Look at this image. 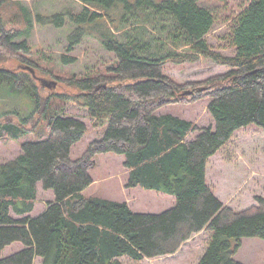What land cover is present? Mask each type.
Returning a JSON list of instances; mask_svg holds the SVG:
<instances>
[{
	"label": "trees",
	"instance_id": "1",
	"mask_svg": "<svg viewBox=\"0 0 264 264\" xmlns=\"http://www.w3.org/2000/svg\"><path fill=\"white\" fill-rule=\"evenodd\" d=\"M73 1L80 13L67 9L37 21L61 26L68 17L80 24L74 35L96 34L116 62L94 77H54L56 86L66 88L60 94L33 85L39 68L29 57L30 46L26 40L15 42L23 32L6 27L0 12V88L26 92L34 101L25 118L11 111L0 116V141L36 132L38 117L47 114L54 97L69 101L85 110L94 126L104 127L100 151L124 157L125 188L172 196L174 205L159 214L139 213L126 202L83 196L92 184L84 162L99 150L92 143L71 159L73 146L88 132L86 124L45 114L40 131L45 138L21 143L13 160L0 163V264H34L37 258L40 264H123L121 258L140 264L174 255L201 232L208 241L196 264H242L233 259L241 240H264V197H255L248 209L234 210L215 196L206 171L209 159L235 132L251 125L264 131V0H248L227 21L223 38L232 56L207 42L216 21L199 0ZM62 60L74 59L63 55ZM200 60L229 70L185 83L165 74L167 64ZM41 89L47 90L45 96ZM187 91L194 95L182 96ZM203 97L211 99L212 127L156 115L164 105H188ZM39 187L51 191L53 200L33 218L29 214ZM13 243L21 248L4 255Z\"/></svg>",
	"mask_w": 264,
	"mask_h": 264
},
{
	"label": "rangeland",
	"instance_id": "2",
	"mask_svg": "<svg viewBox=\"0 0 264 264\" xmlns=\"http://www.w3.org/2000/svg\"><path fill=\"white\" fill-rule=\"evenodd\" d=\"M247 2L248 0H227L225 2L199 0V5L207 8L216 21L212 31L206 36L207 42L215 51L227 56L233 55L234 51L226 48L227 43L223 38L228 32L227 21L238 12L240 6H244ZM67 9L75 14L82 11L73 0H4L1 6L0 12L4 25L23 32V36L15 42L26 40L31 49L29 57L38 65L39 69L36 71L37 76L33 85H42L40 80L54 82V77L61 79L72 75L94 77L103 74L116 62L114 54L101 46L96 34H85L81 37L78 34L74 35L73 33L80 27V24L68 17L61 26L43 25L37 21L38 16L52 17ZM109 12L112 13L113 10ZM84 26L85 23L82 24V27ZM63 55L74 60L64 62ZM228 70V67L203 60L194 65H165V74L179 83L202 81ZM48 89L60 94L66 88L60 83L55 88ZM39 92L41 96H45L47 90L41 89ZM210 100L209 97H203L188 105L167 104L162 106L156 115L177 117L201 128L212 127L213 120L207 111ZM33 109L34 101L26 92L17 94L12 93L8 87L0 88V116L4 112L11 111L25 118L32 114ZM45 114L42 113L38 117L41 125L37 127L36 132H29L18 140L0 141V163L14 159L20 152L21 143L37 142L45 138L40 137V131L43 130L46 122L42 117ZM61 114L83 120L88 130L83 139L73 146L71 159L79 158L81 152L92 143L97 151L99 150L93 160L89 161L90 163L84 162L92 184L83 191V196L123 202L129 193L130 198L137 196L135 193H147L139 202V205L143 206L140 212L159 214L165 210L162 207L164 202L158 197H162L168 203L166 199L169 196L141 188H137L136 192L125 188L128 176L127 169L123 165L124 157L100 151L103 144L98 140L102 137L104 127L94 126L93 120L86 115L85 110L69 101L54 97L46 116L50 118ZM30 126L27 125V128ZM208 182L215 196L234 210L248 209L256 204L255 197H264V131L251 125L235 132L226 146L209 159ZM52 198L51 191H43L39 187L34 213L39 208L42 209ZM207 238L208 234L201 232L183 244L175 256L144 259L140 264H196L205 251ZM20 248L19 243H13L5 248L3 254L9 255ZM233 259L242 264H264V240L243 238L241 247ZM120 261L123 264H137L125 258H121ZM40 263L39 258L35 259L34 264Z\"/></svg>",
	"mask_w": 264,
	"mask_h": 264
},
{
	"label": "crops",
	"instance_id": "3",
	"mask_svg": "<svg viewBox=\"0 0 264 264\" xmlns=\"http://www.w3.org/2000/svg\"><path fill=\"white\" fill-rule=\"evenodd\" d=\"M98 141H100L101 142V139H99ZM92 143V142H91ZM83 151V150H82ZM82 153V152H81ZM213 158V157H212ZM13 160V159H12ZM8 161H10V160H8ZM90 163V162H89ZM206 180H207V183H209L208 182V163H207V171H206ZM137 188H139V187H136V188H129V189H131L133 192L135 191L136 192V190H138ZM130 194V193H129ZM129 194H127V196H126V200H124L123 202H126L127 204H128V206L134 211L135 209H137V211H135V212H139V213H144V212H140V211H142V209H143V206H140L139 205V202H140V200H141V198H142V196H144V195H146L147 193H135V194H137V196H135V197H133V198H130L129 197ZM159 196V195H158ZM162 196V195H161ZM167 196H169V195H167ZM159 198V200H162L163 202H164V205L162 206V207H164V209L166 210V209H169L170 207H172L173 205H174V198L172 197V196H169L168 197V199H166L167 200V202L168 203H166L163 199H162V197H158ZM52 200H53V198H52ZM52 200H50V201H52ZM132 201H134V202H132ZM36 202V201H35ZM36 205V204H35ZM35 205H34V208H33V211L29 214V216L30 217H37L38 215H40L45 209H46V205L41 209V208H39L38 210H37V212L36 213H34V211H35ZM133 207H135V208H133ZM159 209V208H158ZM11 215H12V217H14V218H17V216L15 215V214H13V213H11ZM187 243V242H186ZM185 243V244H186ZM182 247V246H181ZM180 250V249H179ZM178 250V251H179ZM177 251V252H178ZM177 253H175L173 256H175ZM173 256H171V257H173Z\"/></svg>",
	"mask_w": 264,
	"mask_h": 264
},
{
	"label": "water",
	"instance_id": "4",
	"mask_svg": "<svg viewBox=\"0 0 264 264\" xmlns=\"http://www.w3.org/2000/svg\"><path fill=\"white\" fill-rule=\"evenodd\" d=\"M25 70L27 71H30L32 74H33V71L28 69L27 67L24 68ZM40 82L42 83V85L44 87H47V88H55L56 87V83L55 82H46L45 80H40ZM203 89H200V91H202ZM188 95H194L193 92L191 91H187V92H184L182 93V96H188Z\"/></svg>",
	"mask_w": 264,
	"mask_h": 264
}]
</instances>
